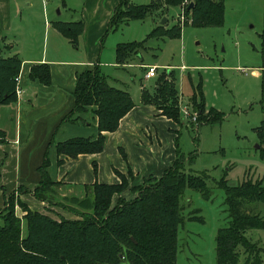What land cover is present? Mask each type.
<instances>
[{
  "label": "trees",
  "instance_id": "16d2710c",
  "mask_svg": "<svg viewBox=\"0 0 264 264\" xmlns=\"http://www.w3.org/2000/svg\"><path fill=\"white\" fill-rule=\"evenodd\" d=\"M129 1L119 0L107 23L105 35L117 30L120 24L128 23V20L145 19L154 10L153 7H174L182 2L153 0V4L135 6L130 5ZM192 2L193 7L186 10L187 17L191 18V26L219 27L223 24L224 0ZM52 25L73 45H77L83 29L82 20H55ZM157 37L162 40L180 37V30L172 27L165 29L158 25L141 42L118 43L115 46L116 62L122 64L130 59L131 54L138 55L142 48H146V39ZM6 47L9 44L0 45V105L17 100L15 77L22 63L17 53L4 55L2 49ZM28 77L49 84V64H32ZM172 78L167 72L159 74L154 94L142 89L141 100L153 103L162 114L177 119V87ZM195 91H198L200 97L199 102L195 101L198 124L204 120L214 122L222 119L213 107L209 108L210 117L204 114L205 102L200 82L195 85ZM194 92L192 95H195ZM72 94L74 105L62 120L75 121L77 118L73 115L76 112L84 111L88 105H92L98 131L93 137L74 136L58 140L55 143L56 152L70 157L99 152L105 144V132L117 128L120 118L131 109L134 101L128 91L110 83L109 76L98 63L77 72ZM255 130L259 140L264 141V119ZM175 138L178 145V133ZM183 159L177 148L176 157L163 173L160 176L145 177L141 183L131 186L130 189L137 193L128 199L119 196L113 201V196L128 186L127 179L118 171L121 179L119 182L94 181L85 185L86 193L90 192L92 198H75L85 209L79 211L66 207L77 215L75 217H53L47 212L29 207L18 194L10 193L5 205L0 208V264H174L178 250V228L184 221L181 198L185 188L196 189L205 198H209L211 193L204 176L180 169L179 162ZM57 161L59 163L61 159ZM48 164L49 159L45 156L39 166L40 180L32 189L38 199H45L46 192L59 182L50 177ZM93 167L96 170L95 161ZM128 171L131 174L130 168ZM221 186L225 190L229 219L228 224L220 227L216 234L217 263L239 264L238 246H241L246 254L244 264H262L264 247L250 240L243 232L247 227H264V218L258 212L246 209L243 203L244 200L264 202L262 179H243L232 185L223 182ZM18 188V192L25 191L21 185ZM16 204L23 209L22 214L17 213ZM191 217L200 215L194 214Z\"/></svg>",
  "mask_w": 264,
  "mask_h": 264
},
{
  "label": "rangeland",
  "instance_id": "374dc122",
  "mask_svg": "<svg viewBox=\"0 0 264 264\" xmlns=\"http://www.w3.org/2000/svg\"><path fill=\"white\" fill-rule=\"evenodd\" d=\"M63 1L66 6L75 7L72 16L65 13V9L61 16H57ZM152 1L130 0L129 3L143 6L153 4ZM191 1L182 0L174 7H153L154 10L145 19L128 20L129 23L124 22L117 30L110 31L100 42V67L105 74H120L125 80H130L131 72L135 77V84L131 86L135 96L140 91V77L149 78L144 76V62L156 63L158 67L157 74L149 79L147 85L151 90L144 88L150 94H154L159 74L167 72L172 75L179 106V117L173 120L177 124L179 152L184 157L179 162L180 169L204 176L211 191L210 197L205 198L200 191L185 188L181 198L184 221L178 228V250L174 264H218L216 234L220 227L228 224L229 219L222 183L232 185L243 179H262L264 184V141L259 140L255 130L264 119V0H224L223 24L202 28L191 26V18L187 17L186 10ZM8 5L12 28L4 30L3 34L7 39H13V35H16L21 45L41 51L44 44L49 50L51 42L50 33L44 30V12L47 22L52 19H77L81 17L83 0H10ZM163 17L168 22L161 25L159 21ZM155 24L165 29L179 28L180 37L146 39V48L125 60L128 62L138 56V60L143 62H137L128 70H116V44L143 41ZM4 41L5 38L0 45ZM79 47L82 51L81 43ZM111 81V84L127 91ZM197 82H200L203 92L204 114L210 117L209 108L213 107L222 119L214 122L204 120L198 124L197 117L195 121L184 117L180 110L182 105L197 114L195 101H200L198 91H195ZM193 92L195 95H192ZM92 107L88 105L87 109L93 111ZM123 175L128 179V175ZM48 192L45 194L48 207L43 212L55 216L58 215L54 212L61 211L60 215L75 217L77 215L66 207L82 211L85 206L78 204L75 198H92L90 192L81 197L63 198ZM17 193L14 192V195ZM243 203L246 209L258 212L264 218L263 201L244 200ZM15 208L18 213L23 210L18 204ZM194 214L200 217L192 218ZM243 232L250 240L264 247V227H247ZM238 250L239 264H244L246 254L243 247L238 246ZM262 259L264 264V254Z\"/></svg>",
  "mask_w": 264,
  "mask_h": 264
},
{
  "label": "crops",
  "instance_id": "0c3cea01",
  "mask_svg": "<svg viewBox=\"0 0 264 264\" xmlns=\"http://www.w3.org/2000/svg\"><path fill=\"white\" fill-rule=\"evenodd\" d=\"M118 2L119 0H83L80 18L61 20L73 22L82 19L83 29L77 45H73L53 27L52 22L56 19L47 22L44 12V30L50 33V47L48 50L44 44L41 51H36L21 45L16 35L10 40L3 34L4 30L12 28L8 5L10 0H0V41L5 38L4 43L9 44L3 54L17 53L22 60V92L16 101L0 105V208L5 205L7 195L18 191V186L21 185L25 191L20 190L17 193L19 197L29 207L47 211V199H38L32 192L40 180L39 166L45 156L49 159L47 171L50 177L59 181L52 185L49 192L62 198L83 196L86 193L85 185L94 181L119 182L121 179L118 172L128 175V186L116 193L113 201L119 196L131 198L136 195L130 189L131 186L141 183L150 175L160 176L176 157L179 148L175 142L177 124L172 118L162 114L154 104L141 100L142 89H149V79L154 76L146 79L140 77V91L135 96L131 87L135 84V77L131 72L130 80H125L120 74H106L109 81L127 89L134 105L120 118L115 130L105 132L103 149L99 152L80 153L76 157L56 152L55 143L58 140L74 136L93 137L97 134V118L90 109L82 113L76 112L73 115L77 118L75 121L62 119L74 105L72 91L77 72L94 63L102 65L100 42L105 37L107 23ZM62 5L57 16L62 15L63 9L72 16L75 7L66 6L64 1ZM160 22L161 19L159 24ZM65 43H68L67 46ZM139 61L143 62L137 56V59L122 64L115 60L114 65L116 70H128V67L137 65ZM39 62L49 64V84L28 77L31 65ZM59 158L61 162L58 163ZM93 161L96 162V170ZM22 212L17 211L18 214ZM60 212L56 211L54 213L58 216H52L58 218Z\"/></svg>",
  "mask_w": 264,
  "mask_h": 264
},
{
  "label": "built area",
  "instance_id": "2783aa9c",
  "mask_svg": "<svg viewBox=\"0 0 264 264\" xmlns=\"http://www.w3.org/2000/svg\"><path fill=\"white\" fill-rule=\"evenodd\" d=\"M145 66H146V71H145V75H144L145 77H152V76H155L157 74V65L156 64H145ZM21 77H22V71L20 69V72L15 77L17 97H19L21 92H22V87L20 85ZM180 110H181L182 114L184 115V117L192 119L194 121L196 120L197 114L193 111H190V109L186 105H182Z\"/></svg>",
  "mask_w": 264,
  "mask_h": 264
},
{
  "label": "water",
  "instance_id": "95a60500",
  "mask_svg": "<svg viewBox=\"0 0 264 264\" xmlns=\"http://www.w3.org/2000/svg\"><path fill=\"white\" fill-rule=\"evenodd\" d=\"M192 7H193V2L191 1V2L189 3V5H188L187 8L190 9V8H192ZM57 12L59 13V9L57 10ZM166 22H167V18L164 17V18L161 19V22H160V23H161V24H165ZM132 239H133V237H132Z\"/></svg>",
  "mask_w": 264,
  "mask_h": 264
}]
</instances>
